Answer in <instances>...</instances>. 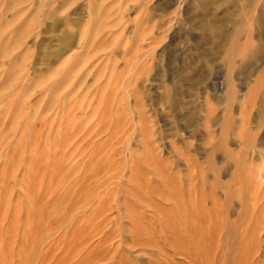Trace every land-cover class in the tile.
<instances>
[{"label": "rangeland", "instance_id": "1", "mask_svg": "<svg viewBox=\"0 0 264 264\" xmlns=\"http://www.w3.org/2000/svg\"><path fill=\"white\" fill-rule=\"evenodd\" d=\"M0 264H264V0H0Z\"/></svg>", "mask_w": 264, "mask_h": 264}]
</instances>
